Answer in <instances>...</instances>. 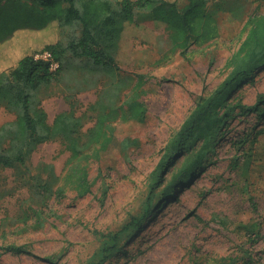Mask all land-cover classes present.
<instances>
[{"label":"rangeland","instance_id":"rangeland-1","mask_svg":"<svg viewBox=\"0 0 264 264\" xmlns=\"http://www.w3.org/2000/svg\"><path fill=\"white\" fill-rule=\"evenodd\" d=\"M206 9L220 33L186 51L173 47L163 22L139 10L138 20L124 25L115 74L88 57L65 55L41 102L49 123L72 107L82 114L105 86L125 78L120 104L138 76L146 116L135 120L121 105L106 150H85L80 166L90 189L83 195L76 189L75 161L59 139L37 145L24 165L0 166V246L17 243L33 252L0 247V264H53L43 256L61 264L98 262L104 242L111 244L116 232V246L102 264H264V103L257 101L264 93V65L230 93L234 107L190 176L172 186L202 149L199 128L189 148L160 178L156 174L166 145L196 100L229 72L226 60L244 39L248 17L264 13V0H208ZM80 33L79 25L65 27L63 44ZM18 55H0V70ZM15 118L14 110L0 104V127ZM93 122L86 118L82 131ZM148 202L142 223L123 229L132 216L143 215Z\"/></svg>","mask_w":264,"mask_h":264},{"label":"trees","instance_id":"trees-1","mask_svg":"<svg viewBox=\"0 0 264 264\" xmlns=\"http://www.w3.org/2000/svg\"><path fill=\"white\" fill-rule=\"evenodd\" d=\"M207 2L186 0L180 5L177 0H0V55L19 53L12 66L0 70V104L16 112L14 120L0 127V166L24 165L37 145L59 139L69 149L70 160L75 161L78 193H87L90 189L88 173L80 166V160L87 156L85 150L94 147L97 154L106 150L113 130L111 122L119 116L121 105L126 104L135 120L145 119L147 108L139 93L143 82L138 76L130 94L116 104L121 89L129 83L120 78L105 86L82 114L76 115L72 107L59 112L49 123L41 102L46 86L59 77L62 59L67 54L85 56L115 74L121 33L125 23L138 20L139 10L148 11L163 22L173 47L186 51L191 45L214 39L220 33L216 17L206 9ZM76 25L81 27L80 35L63 44L64 28ZM245 28L244 39L226 60L227 75L212 92L199 96L166 145L156 169L158 178L173 159L189 148L196 128L203 135L202 149L194 154L172 186L178 179L189 177L204 156V149L211 144L223 117L234 107L228 102L230 93L264 65V13L250 15ZM33 36L37 40L33 41ZM43 51L49 52L58 63L56 69H51L50 60L35 58L36 53ZM257 101L264 103V93ZM86 118L94 122L83 132ZM154 187L152 185L151 190ZM46 189L50 188L43 190L45 195ZM149 204L142 216H132L123 229L139 226L149 215ZM117 241L116 232L110 237L111 244L104 242L101 259L90 264H102ZM0 247L12 253H33L17 243ZM43 259L61 264L52 256H43Z\"/></svg>","mask_w":264,"mask_h":264},{"label":"built area","instance_id":"built-area-1","mask_svg":"<svg viewBox=\"0 0 264 264\" xmlns=\"http://www.w3.org/2000/svg\"><path fill=\"white\" fill-rule=\"evenodd\" d=\"M35 58H41V59H45V60H50V67L51 69H56L58 67V63L54 60H52V56L49 52L47 51H43V52H38L35 54Z\"/></svg>","mask_w":264,"mask_h":264}]
</instances>
